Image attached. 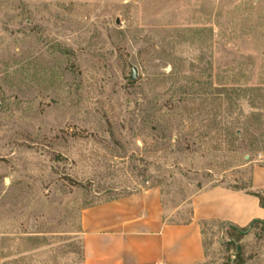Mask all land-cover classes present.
Segmentation results:
<instances>
[{"label":"rangeland","instance_id":"1","mask_svg":"<svg viewBox=\"0 0 264 264\" xmlns=\"http://www.w3.org/2000/svg\"><path fill=\"white\" fill-rule=\"evenodd\" d=\"M260 170L264 0H0L2 264H84L86 207L158 187L185 223ZM202 230V264H264L263 225Z\"/></svg>","mask_w":264,"mask_h":264},{"label":"crops","instance_id":"2","mask_svg":"<svg viewBox=\"0 0 264 264\" xmlns=\"http://www.w3.org/2000/svg\"><path fill=\"white\" fill-rule=\"evenodd\" d=\"M257 178H264L263 170L255 171ZM162 200L160 188L150 187L83 209L84 264H202L204 223L244 228L264 220L259 198L222 186L195 195L191 219L185 223L169 221Z\"/></svg>","mask_w":264,"mask_h":264},{"label":"trees","instance_id":"3","mask_svg":"<svg viewBox=\"0 0 264 264\" xmlns=\"http://www.w3.org/2000/svg\"><path fill=\"white\" fill-rule=\"evenodd\" d=\"M236 190H243V189H236ZM245 191H246L248 194L253 195V196H256L257 198H259V200H260V205H261L262 208H264V196H262V195L259 194V193H255V192H253L252 190H245ZM221 224L224 225V226H229V228H230V230H231V236H234V237H236V236H237V237H238V236H239V237H242V236L246 235V233H247L250 229L254 228L256 225L261 224V225L264 226V220H259V219H257V220L252 221V222L250 223V225H249V228H248V226L242 228V227L236 226V225L231 224V223H221Z\"/></svg>","mask_w":264,"mask_h":264},{"label":"water","instance_id":"4","mask_svg":"<svg viewBox=\"0 0 264 264\" xmlns=\"http://www.w3.org/2000/svg\"><path fill=\"white\" fill-rule=\"evenodd\" d=\"M137 77V74H136V69L133 70V73H132V79L135 80Z\"/></svg>","mask_w":264,"mask_h":264}]
</instances>
